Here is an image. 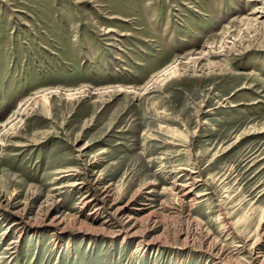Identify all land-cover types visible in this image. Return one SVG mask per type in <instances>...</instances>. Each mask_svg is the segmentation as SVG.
Segmentation results:
<instances>
[{"label": "rangeland", "instance_id": "374dc122", "mask_svg": "<svg viewBox=\"0 0 264 264\" xmlns=\"http://www.w3.org/2000/svg\"><path fill=\"white\" fill-rule=\"evenodd\" d=\"M0 264H264V0H0Z\"/></svg>", "mask_w": 264, "mask_h": 264}, {"label": "bare ground", "instance_id": "6f19581e", "mask_svg": "<svg viewBox=\"0 0 264 264\" xmlns=\"http://www.w3.org/2000/svg\"><path fill=\"white\" fill-rule=\"evenodd\" d=\"M205 96V95H204ZM203 97V96H202ZM200 98V97H199ZM203 99V98H202ZM197 100V99H196ZM199 103L197 102V101H193V102H191V103H189V107L191 108V109H193V108H196L197 106L196 105H198ZM202 104V103H201ZM196 111V110H195ZM194 111V112H195ZM88 195V194H87ZM87 195H85V197H88ZM89 201V199H87L86 201H84V204H86L87 202ZM12 224H16V222H12Z\"/></svg>", "mask_w": 264, "mask_h": 264}]
</instances>
